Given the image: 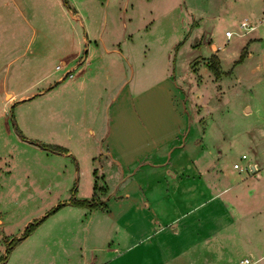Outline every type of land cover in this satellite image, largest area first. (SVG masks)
Returning a JSON list of instances; mask_svg holds the SVG:
<instances>
[{
    "label": "crops",
    "instance_id": "crops-1",
    "mask_svg": "<svg viewBox=\"0 0 264 264\" xmlns=\"http://www.w3.org/2000/svg\"><path fill=\"white\" fill-rule=\"evenodd\" d=\"M69 12L83 34L70 49L58 53L60 74L38 92L45 95L54 86L69 87V97L65 94L62 101L68 115L29 120L40 133L53 125L59 135L66 133V142L40 135L43 143L63 150L42 147L24 134L22 138L10 129L4 108L0 113V246L9 236L8 205L25 196L23 189L15 194L19 182L9 163L11 143L16 141L40 151L42 160L34 175L38 184L47 178L63 179L62 166L45 161L54 155L71 159L70 167L64 166L68 181L89 187L79 199L93 198L95 207L63 203L77 208L73 213L79 216L88 215L94 223L87 231L103 237L96 247L99 254L90 247V256H80V264H238L253 254L256 264L264 256V150L263 155L253 151L247 165L251 174L225 178L214 157L209 158L210 150L198 133L199 121L191 113L188 89L176 79L174 68L135 51L126 29L122 35L111 30L108 36L101 21L87 17L84 22L77 12ZM260 16L248 20L254 28L245 33H251L246 40H257L262 24L264 34ZM1 44L3 68L11 48L8 40ZM211 49L215 53L217 46ZM68 69L71 76L65 73ZM26 96L7 92L0 102L15 106L21 97L30 99ZM191 126L197 129L193 135ZM233 168L243 170L239 164Z\"/></svg>",
    "mask_w": 264,
    "mask_h": 264
},
{
    "label": "rangeland",
    "instance_id": "rangeland-1",
    "mask_svg": "<svg viewBox=\"0 0 264 264\" xmlns=\"http://www.w3.org/2000/svg\"><path fill=\"white\" fill-rule=\"evenodd\" d=\"M69 9L84 22L87 17L101 21L108 36L111 30L121 34L126 29L135 51L167 61L176 79L188 89L191 113L199 121L198 133L210 150L209 158L214 157L225 178L251 174L247 165L253 151L263 155L264 150L263 24L255 41L246 40L251 33L233 34L228 40L223 34L226 27L239 31L237 24L242 19L254 20L261 14L256 19L263 20L264 0H0V20L9 21L0 24V46L8 40L11 48L0 68V97L12 92L16 97L30 98L17 99L15 106L0 102V113L4 108L12 131L18 134L17 129L42 144L46 143L40 135L62 141L68 138L66 133L59 135L54 125L40 133L37 124L29 120L68 115L62 110V101L65 94L69 97V87L54 86L45 95L38 92L60 74L58 53L70 49L75 38L83 34V27L70 16ZM212 44L217 46L215 53ZM209 64L217 67L218 76ZM246 106L250 107L248 112ZM196 131L191 126V135ZM11 148L12 176L19 182L14 186L15 194L20 195L23 189L25 196L8 205L9 236L0 246L1 262L80 264V256H90V247L98 255L96 247L102 245L103 237L86 229L94 222H89L88 215L73 213L77 208L63 205L89 189L66 179L64 166L69 168L71 159L49 156L46 163L62 166L63 179L47 178L46 183L38 184L34 175L42 160L40 151L16 141ZM242 153L245 158L240 157ZM233 162L243 170L233 168ZM25 230L27 235L16 242ZM256 264H264V256Z\"/></svg>",
    "mask_w": 264,
    "mask_h": 264
},
{
    "label": "built area",
    "instance_id": "built-area-1",
    "mask_svg": "<svg viewBox=\"0 0 264 264\" xmlns=\"http://www.w3.org/2000/svg\"><path fill=\"white\" fill-rule=\"evenodd\" d=\"M239 31H236V30H233V29H225L224 30V36L229 39L233 34H237V35H243L245 34L247 31H250L254 28V25H251L249 24V21L248 19H242L241 21H239L238 23V27ZM57 68H61L62 65L59 64L56 66ZM67 74V76H71V73H70V70H66L65 72ZM241 158H244L245 155L244 154H241L240 156ZM238 164L235 162L233 163V167H237ZM238 264H255V260H253L251 257L249 256H244L242 257Z\"/></svg>",
    "mask_w": 264,
    "mask_h": 264
},
{
    "label": "trees",
    "instance_id": "trees-1",
    "mask_svg": "<svg viewBox=\"0 0 264 264\" xmlns=\"http://www.w3.org/2000/svg\"><path fill=\"white\" fill-rule=\"evenodd\" d=\"M240 59V58H239ZM238 59V60H239ZM236 60L235 63L238 61ZM209 69L212 71V73L215 75V76H218L219 75V70L217 69V67L213 64H209ZM16 129V128H15ZM16 131L18 132V134H20V132L16 129ZM20 136L22 138H24L23 135L20 134ZM31 141V140H30ZM31 142H34L42 147H45V148H49V149H52V150H58V151H61L63 150V148L57 146V145H50V144H42V143H38L37 141H31ZM70 203L74 204V205H86V206H89V207H95L97 204L95 203V201L93 200V198L89 199V200H86V199H71L70 200ZM57 206L54 208L56 209ZM27 235V230L24 231L23 233V236L19 237L16 242L19 240V239H22L23 237H25Z\"/></svg>",
    "mask_w": 264,
    "mask_h": 264
}]
</instances>
